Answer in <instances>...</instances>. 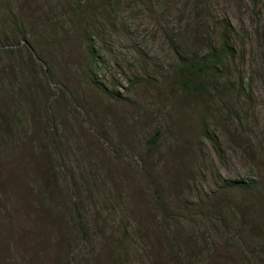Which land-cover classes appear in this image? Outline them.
Segmentation results:
<instances>
[{
    "label": "rangeland",
    "instance_id": "rangeland-1",
    "mask_svg": "<svg viewBox=\"0 0 264 264\" xmlns=\"http://www.w3.org/2000/svg\"><path fill=\"white\" fill-rule=\"evenodd\" d=\"M95 1L0 0V264H264V0Z\"/></svg>",
    "mask_w": 264,
    "mask_h": 264
},
{
    "label": "trees",
    "instance_id": "trees-1",
    "mask_svg": "<svg viewBox=\"0 0 264 264\" xmlns=\"http://www.w3.org/2000/svg\"><path fill=\"white\" fill-rule=\"evenodd\" d=\"M99 1L100 3L96 1L95 3L96 6L101 10V12H106L107 8L111 6V4L120 6V3L113 4L112 0H99ZM115 1L123 2L125 0H115ZM76 11L77 12L81 11V6H78L76 8ZM110 11L112 15L116 14L115 9L112 8ZM97 30L99 29L96 28L93 30V32L87 35L90 38L87 39V41L90 42L89 44L91 46L88 51L89 57L87 62H89L88 66L92 70H98L99 67H101V62H102V59L100 58L99 49H97L96 46H94V42L97 37L96 35ZM222 57L223 56L221 51V53L218 52L213 53L204 59H200L197 56H193L192 58L189 59H183L180 62V68H179L180 70L174 73V79L176 80L177 83L181 85V88L184 91L201 92L204 89V86L206 87L205 83L200 82L198 83V85L197 84L193 85V82L198 79H201L202 77H211L213 75H217L219 73ZM157 141L158 140L156 138H153V141L149 144L152 143L156 144ZM226 186L231 188L244 187L245 189H249L251 187L248 181H235V180L226 181Z\"/></svg>",
    "mask_w": 264,
    "mask_h": 264
}]
</instances>
